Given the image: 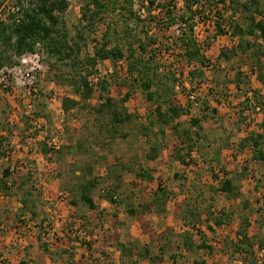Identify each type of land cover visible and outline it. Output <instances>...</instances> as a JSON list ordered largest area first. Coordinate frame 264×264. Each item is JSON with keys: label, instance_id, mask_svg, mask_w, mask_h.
I'll list each match as a JSON object with an SVG mask.
<instances>
[{"label": "rangeland", "instance_id": "obj_1", "mask_svg": "<svg viewBox=\"0 0 264 264\" xmlns=\"http://www.w3.org/2000/svg\"><path fill=\"white\" fill-rule=\"evenodd\" d=\"M87 1L70 0L68 9L62 15L70 35H75L82 28L86 37L79 58L81 63H76L72 58L58 60L46 55L44 69L36 79L37 91L31 101L28 97H22L24 87L13 83L7 88L0 85V124L14 127L20 147L25 144L26 148L40 134L41 143L55 137L57 149H62L59 158L56 156L47 163L39 149L41 146L38 150L26 148L29 154L37 156V152H40L45 159L44 162L40 159L42 166L38 163L33 166L36 161L30 157L24 158L26 156L18 151L16 145L6 148L14 152L11 153L13 160L26 161L27 168L33 169L36 177L34 175L33 183H26L24 189L16 194L19 197L15 201L21 199L23 202L26 197L29 207L24 208L25 211L20 210L18 217L15 213L12 224L9 221L5 223L6 231H11L16 237V244L12 245L15 255L13 261L6 258L0 260V264L15 263L23 256L31 264H193L194 259L204 260L205 264H237L239 256L233 254V248L226 241L239 238L237 231L242 225L241 215L249 218L252 225L249 228L252 235H249L255 243L264 240V164L252 158L250 147L242 148L245 137L255 129L263 128L260 122L264 120L259 119L264 118V110L258 117L259 122L253 123V126L248 122L247 109H251L256 102L247 95H253L256 90L259 101L264 103L263 94L260 93L264 89V46H258L259 43L264 45V42L260 40L258 43L255 38L248 37L258 44L244 53L232 52L227 59L220 58V54L229 51L237 43V38L230 34L218 36L205 52L213 65L204 76L196 78L190 76V68L176 55L181 54V50L166 54L162 68L176 72L182 81L175 93L190 114L182 117L179 129L174 130L171 126L162 129L154 113L156 103L147 99L139 82L126 77L124 62H98L97 74L91 79L94 84L99 82V86H95L94 94L89 99H83L82 90L79 92L76 82L73 84L74 80L79 81L80 76L91 69L84 62V57L94 54V48L100 43L108 24L104 21L96 28L83 27L81 16ZM178 6L180 10L183 9L182 0ZM246 14L239 12L236 17L242 18L244 15L245 18ZM106 17L117 20V27L121 29V12L107 14ZM198 22L196 35L199 39L214 35L215 30L209 22ZM172 35L167 33V36ZM113 39L118 42L115 34ZM112 46L113 43L110 44ZM252 69L256 72H252ZM102 79L109 82L106 95L114 98L120 112L132 115L130 119L115 124L111 109L98 112L100 103L105 101L100 97ZM163 80L169 86L173 85L172 80ZM160 87L156 84L152 91ZM128 92L130 97L122 101ZM192 92L196 93L194 101L189 97ZM229 95L239 97V104H216ZM64 96L78 99L80 104L65 112L61 106ZM29 101L33 105V117L25 114ZM233 101L230 99V102ZM214 105L219 110L213 113L211 108ZM6 112H15L16 116L12 117L14 126L7 120ZM195 115L206 117L201 136L195 134L197 129L193 130L196 139L193 150L197 158L191 164H183L175 155L178 151L182 155L191 152L181 139L184 138L183 131L189 127V120ZM17 120L22 127H18ZM35 123L41 127L30 131ZM153 146L158 148V155L150 159ZM218 147L220 153L217 152ZM223 171L235 177V183L241 188L240 197L229 199L224 193L212 190L211 187H217L220 180L226 177ZM145 172L150 176L143 177L141 173ZM175 173L180 177H175ZM21 179H24L23 176H20ZM93 179H96V183L90 188V195L97 205L95 209L81 199L83 187ZM161 186L172 193L166 201V211L161 214L155 210L142 212L141 205L149 203ZM27 190L31 193L28 197L25 195ZM110 195L115 196L117 202L110 200ZM10 202L5 206L13 207ZM5 206H0V218L5 216ZM188 207L201 212L199 231H193L191 225L183 224L184 217L189 213ZM131 208L139 212L132 215L129 212ZM30 209L36 212L31 216L34 220L43 219V229L39 232L43 240L31 235L33 224L29 226L25 222L27 219L21 218L26 211L31 212ZM52 213L57 214L53 226L50 223ZM229 214L233 218L223 228L214 224L216 217L227 218ZM78 229L85 230L91 240H81L77 236ZM185 230L190 231L196 243L203 238L211 241L213 254L205 249L193 253L180 249L179 243ZM115 233L121 242L130 246L132 252H122ZM145 248L150 250V256L140 258L133 254L143 253ZM255 249L258 250L257 245Z\"/></svg>", "mask_w": 264, "mask_h": 264}, {"label": "trees", "instance_id": "obj_2", "mask_svg": "<svg viewBox=\"0 0 264 264\" xmlns=\"http://www.w3.org/2000/svg\"><path fill=\"white\" fill-rule=\"evenodd\" d=\"M4 0H0V6ZM181 0H88L83 8L81 23L83 27H93L104 21H107V27L102 34L100 43L95 46L92 56L86 55L84 62L89 64V69L84 75L80 76L79 81H73L77 84V90L81 92L82 98L89 99L95 90V86H99V82L93 83L92 77L96 76V67L99 61L111 60L117 64L125 63L126 77L140 83L144 90L147 99L156 103L154 113L156 121L161 128L168 126L174 130L179 129L182 125V117L190 114V110L186 106L181 105L176 97V87L182 81L177 77L176 72L162 68V61L166 54L171 55L174 51L181 50L179 55L181 61L190 69L189 74L192 78L196 76H204L206 70L213 65L211 60L205 54L206 50L211 47L212 42L220 35L230 34L234 39L237 38V43L230 47L229 51H222L220 58L226 57L229 59L232 52H246L252 49L255 44L264 42V3L263 0H182L184 7L180 10L178 2ZM15 6H20L16 13H11L7 21L0 22V62L1 64L14 65L17 63L18 57L28 51H35L41 48L44 56L63 60L64 58H72L76 63H81L83 44L86 37L82 28L75 35H70L66 28V23L62 15L66 12L70 5V0H38L36 3H28L24 5L21 1L14 2ZM225 12H224V11ZM121 12V29L117 27V20H109L107 14ZM241 12L245 15L237 19V14ZM204 24L209 22L210 26L215 30L211 37L199 39L196 35L198 21ZM173 31V32H172ZM167 33L173 34L167 36ZM118 37V42L113 39V35ZM248 37L255 38V41L247 39ZM113 46L110 47V44ZM259 47L264 46L259 43ZM39 45V46H38ZM181 64V62H178ZM185 65V66H186ZM161 71L162 73H158ZM180 72V71H179ZM252 72H256L252 69ZM258 77L263 80L262 76ZM163 78L172 80L173 85L165 82ZM159 84L161 87L156 91H152L153 87ZM109 82L102 79L100 81V97L104 98V102L100 103L98 112H104L106 108L111 109L112 121L117 123L125 122L132 115L120 112L115 105L114 98L106 95ZM130 97V92L126 93L122 101H126ZM253 102L259 104L264 109V103L259 101V92L253 91ZM250 99V98H249ZM218 102V101H217ZM80 104V100L64 96L61 98V106L65 112H69L74 107ZM215 108L212 109L214 113ZM204 117L193 116L189 120V127L183 131L184 138L181 142L187 145L192 151L196 139L193 137V130L197 129L198 136L203 130L202 121ZM264 128V121L261 123ZM163 133V131H161ZM0 144V158L11 154V149L2 147ZM41 152L47 159L52 161L56 156L60 157L62 149L50 147L48 143H40ZM251 147L253 151V159L264 164V131L262 133H250L242 140V148ZM68 148V147H67ZM69 149V148H68ZM220 153V147H218ZM191 152L187 155H182L179 151L175 158L183 164H191L194 160H188ZM158 155V148L153 146L150 149L149 158L155 159ZM12 158V157H11ZM13 174L5 169L3 176L0 178V188L4 192H9L14 185L19 184L22 190L26 183H33L34 174L30 171L24 172L21 168L27 166L25 163H17ZM225 172V171H223ZM220 180L217 187H211L215 192L224 193L227 198H238L242 195L241 188L235 183V177L228 175ZM143 177L150 176L147 173H141ZM10 176V180L7 179ZM20 176L24 179L20 180ZM175 177L180 175L175 173ZM7 178V179H6ZM96 179L89 180L86 186L83 187L81 199L86 202L91 209L97 208L96 203L90 195V188L95 186ZM34 188V186H33ZM29 190L25 193L28 197ZM171 192L164 188L158 187L155 195L149 203L141 205L142 212L156 211L158 214L165 212L167 199L170 198ZM115 197V196H114ZM112 195L110 200L116 201ZM36 200V199H35ZM117 202V201H116ZM29 207L28 198L23 199V210ZM31 213L36 214L34 209H30ZM186 217L183 224L185 226L200 225L201 212L198 209L188 207ZM25 211V210H24ZM129 212L137 214L139 211L130 209ZM242 225L237 231L239 238L237 240L229 239L226 242L233 248V254H238L243 259V264H258L257 249L264 248V240L255 243L249 235L251 222L246 215H241ZM226 218V217H225ZM222 216L216 217L214 224L217 227L228 223L232 220L229 214L225 219ZM211 228V227H210ZM43 229V228H42ZM46 231V229H44ZM43 230V231H44ZM199 231V229H198ZM116 234L117 244L122 249V252H132L130 246L123 243ZM190 231L185 230L182 234V242L179 243L180 249L190 253L207 250L213 254L214 247L208 243L206 238H203L200 243L192 240ZM166 239V237H165ZM178 245V246H179ZM47 246V245H46ZM47 249V247H45ZM48 250V249H47ZM143 253H136L138 257L150 256V250L144 249ZM163 250H165L163 248ZM230 253V256H233ZM176 255H174V259ZM158 259V258H157ZM154 261V260H153ZM206 261L194 259L193 264H205ZM19 264H31L28 260L23 259Z\"/></svg>", "mask_w": 264, "mask_h": 264}, {"label": "crops", "instance_id": "obj_3", "mask_svg": "<svg viewBox=\"0 0 264 264\" xmlns=\"http://www.w3.org/2000/svg\"><path fill=\"white\" fill-rule=\"evenodd\" d=\"M258 86L261 87V85H258ZM260 87H258V88H260ZM260 93L263 94V98H264V89H262V91H260ZM251 96H252V93H248L247 97H249L251 99L252 98ZM230 99L231 100H234V101L233 102H230ZM225 100H227V101H225ZM240 100L241 99L239 97H234V95H229V97L226 96L225 99H222V100L220 99L221 103H218L219 101L218 102L215 101V102H216L217 105L218 104L222 105L225 102H227V104L228 103H231V104H239ZM263 101H264V99H263ZM217 105H214L211 108V110L213 108L217 109ZM228 106H229V104H228ZM217 110H219V109H217ZM245 111H244V113H246ZM12 113H9V112L4 113V114H6L9 117V118L7 117V120L10 121V122H12L11 124H13L12 117L13 116H16L15 112H12ZM1 115H2V113L0 111V118H1ZM195 116H197V115H195ZM198 117H201V116H198ZM261 120H264V118L263 119L262 118L259 119V121H261ZM259 121H257V122H259ZM16 122L18 123V127H22L23 126L22 123L19 122V120H17ZM203 123H204V121H202V124ZM260 123H262V121ZM12 126H14V124ZM252 126H253V123H252ZM13 129H14V127H11L10 124H4V123L0 124V144L2 143L1 146L5 148V147H9V146L16 145V147L19 148L18 151L20 153H23L24 156H26L24 158L30 157L32 160H35L36 161V163L33 162V164L32 163H30V164H32L33 166H35V164L38 163L37 165H41L42 166L43 163L42 164L40 163V159L42 161L44 159L42 157V153L37 152V156H33V153L29 154V151L25 148V144L21 145L22 147H20L19 142H18L19 141L18 140V137L16 136V131L15 130L13 131ZM255 130H256L255 131L256 133H262L264 131V128L259 129V130L257 128ZM38 135L39 136L35 137L34 141H32L29 150H33L34 148L35 149L37 148V150H38V148L40 146V143L42 142L41 141L42 140L41 139L42 135H40V134H38ZM20 148H23V149L20 150ZM13 151H15V150H13ZM12 153H14V152H12ZM46 161H47V159H46ZM17 163H23V162L22 161H18V160L15 161V160H13V157L11 159H7L6 156H3L2 158H0V178L3 176L5 169L9 170L11 172V174H13V172L16 169H19V168H16V166H15ZM24 163L27 165V162L26 161ZM47 163H48V161H47ZM21 169L24 172L30 171L31 173L34 174L33 169H31L29 167L27 168V166H25V167H23ZM34 175L36 177V174H34ZM10 179L11 178L9 176V178L7 179V181H9ZM12 190H13V192H12ZM19 190H21L19 188V184L18 185H14L13 188H11V190H9L10 193L12 192L11 194H8V192L7 193L4 192L0 188V204H1L0 206H2V205L5 206L8 203L9 200L11 201L10 203H12V205H13V207H9V208H8V205L5 206L6 209H5V211H3V214L5 216L3 218L2 217L0 218V260H6V258L7 259H12L14 257V255H15V253L12 250V245L13 244H16V242H15L16 237L13 236V234L11 233V231H9V230L6 231V229H5L6 228V224L5 223H7V221H9V224H12L13 223V220H15L13 218V215L16 213L15 216L18 217L19 216V213L21 212L20 210H22V208H23V202L21 201V199L19 201H15V200H18L17 197H19V196H17L16 194L18 193ZM6 198H8V199H7V201L4 202V200ZM14 204H15V207H14ZM31 216H32V213L26 211V213L23 216H21V218H26L27 221H25V222H27L29 224V226H31L33 224L32 226H34V228L31 227L32 228V231L30 232V233H32L31 235H34V236L36 235L37 240L39 239V237H41L40 239L43 240V237L39 233L40 232V229H42L43 228V225H44L43 219H38V221H37V219L34 220V218H32ZM229 223H230V221H229ZM226 224H228V223H226ZM224 225L225 224H223L220 227L223 228ZM249 234L252 235L250 233V231H249ZM234 240H237V238L234 239ZM32 243H34V242H32ZM208 243L210 244L211 241L210 242L208 241ZM43 248H44V246H43ZM42 254L43 253L41 251V254L40 255H42ZM23 259H26V257L23 256V257L19 258L18 261H16L15 263H11V264H19V262L21 260H23ZM12 261H13V259H12Z\"/></svg>", "mask_w": 264, "mask_h": 264}, {"label": "built area", "instance_id": "obj_4", "mask_svg": "<svg viewBox=\"0 0 264 264\" xmlns=\"http://www.w3.org/2000/svg\"><path fill=\"white\" fill-rule=\"evenodd\" d=\"M21 1L25 6L36 3L38 0H4L3 4L0 6V22L7 21L11 13H16L20 9V6H15L13 3ZM39 46V45H38ZM44 56L41 48L35 51H28L22 54L17 59V63L14 65L1 64L0 62V85L3 88L9 87L12 83L18 87H24L25 91L22 97H28L31 101L34 96L36 89V79L38 75L43 71ZM191 100H196V93L192 92L189 95ZM27 104L25 114L28 117H33V105ZM263 107L259 104L253 103L251 109H247L248 122L255 123L258 120L259 115L263 112ZM41 126L35 123V126L30 129V131H35ZM48 145L53 148H57V140L55 137L47 141ZM30 142L26 145L27 149L30 147ZM11 154L9 153L6 158L11 159ZM197 158L196 151H192L188 160H195ZM56 213L50 215V223L53 226L54 220L57 218ZM193 231L199 229V224L192 227ZM77 236L84 241H90L91 237L86 233L85 230L78 229ZM257 262L258 264H264V248L257 250ZM237 264H243V259L241 256L237 259Z\"/></svg>", "mask_w": 264, "mask_h": 264}]
</instances>
